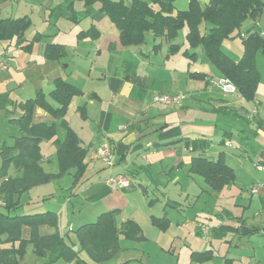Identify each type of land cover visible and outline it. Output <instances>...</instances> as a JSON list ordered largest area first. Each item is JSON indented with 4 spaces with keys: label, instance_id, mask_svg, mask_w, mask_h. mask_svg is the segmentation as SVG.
<instances>
[{
    "label": "crops",
    "instance_id": "obj_1",
    "mask_svg": "<svg viewBox=\"0 0 264 264\" xmlns=\"http://www.w3.org/2000/svg\"><path fill=\"white\" fill-rule=\"evenodd\" d=\"M38 1L41 2V0ZM111 1H121L125 5L132 2V0L129 2ZM141 1L150 2L151 0ZM209 1L198 0L201 6L206 5ZM22 2L24 0H0L1 16L3 18H18L22 15L29 17L27 12H23L24 14L21 15L6 12L7 7H12L13 4L19 6ZM39 2H35L34 5L37 6ZM67 2L68 0H53L50 6L45 7L49 15L44 21L52 25L53 29L57 26L56 21L64 17H59L53 23L52 10ZM73 10L74 17L64 19L80 26V30L76 33V40L79 42L77 41L76 44L78 47L83 45V48H79L76 56L85 64L74 63L76 58H70L67 44L62 41H54L53 38L58 34L59 29H55V33H47L32 25L29 30L32 29L33 35L27 36L28 30L22 44L18 45L15 40L0 42V58L8 62L7 69L0 73V124L3 121L5 126H9L12 119H17L12 115L16 108H19L21 116L20 104L33 98V96H29L30 92L34 90L36 92L38 89L43 90L46 84L52 90L53 81L60 78L71 84L79 93L70 99L65 116L68 125L74 130L69 112H72V116L78 113L85 119L90 118V121H95L92 123L97 125V129H94L93 142L88 146L83 145L80 136H78L80 144L88 151L84 160L86 169L76 187L71 188L69 194L63 197L59 204L52 203V199L49 200L50 197H53L52 194L45 196L46 194L40 192L43 190V185L33 187L21 196L22 199L25 195L27 197L29 192L32 194L27 202L30 210L26 208L25 211L29 212L24 213H56L60 234L65 227H68V233L74 232L78 227L95 223L102 215L112 213L116 227H121L126 221H132L140 228L142 233L140 241L126 240L120 235V238L136 246L138 243L148 240L145 232L146 230L151 231L150 225L161 232L171 229L169 227L170 219L166 215V207L160 202L153 205L157 198L150 197L152 191L149 187H151L152 181L166 176L177 183L181 175L186 173L189 178L197 176L190 173V166L193 157L199 153V147L204 146L200 143H205V149L201 150L210 160L214 159L209 152L211 149L214 151L217 149V146L213 147L217 143L219 147L226 145L232 151L228 155L223 148L216 150L218 155H223L225 163L233 170V181L221 191L215 192L200 176L198 177L215 193H223L226 188L231 187L241 191L239 195L243 204H239V206L242 207V212L237 216L229 213L227 219L231 222L230 224H220L217 227H196L197 232L203 235V243L198 248L190 250V258L198 264L215 259H220L223 264H236L242 262L241 258L243 257L247 259L246 264H259L261 258L264 257V234L261 233V229L264 228V172L259 169V167H264V96L258 94L261 81L260 68L258 69L255 63L259 81L252 100L245 99L237 90L234 95L225 94L220 89L208 88V82L211 79H217L213 73L210 72V77H212L210 78L205 73L190 70V66L197 62V57L195 61L187 59L189 63L183 71L184 56L181 54L183 57H178V53L168 55V48L171 44L179 45L175 39L168 43L164 38L152 37L151 46L147 42V35L150 34H146L143 44L124 46L120 40L119 29L99 10L95 13L92 9L89 15H86V9L83 12L75 11L74 3ZM89 17H96L100 24L104 25V28L96 27L94 22L88 27L85 24L86 21H82V19ZM92 27L93 31L88 33ZM260 34L264 35V30ZM35 35H38L40 40L32 42ZM48 44L63 46L66 56L59 60L47 58L45 49ZM197 49L193 51L196 53ZM223 52L230 57L225 51ZM152 54L155 55L154 58L151 57ZM91 57H94L95 62L91 61ZM65 60L68 64L63 66ZM46 63L48 64L46 65ZM206 77L208 78L206 79ZM209 78L210 80H208ZM219 78L225 77L220 73ZM48 79H53V81L49 83ZM183 79V83L188 88L190 87L189 81L194 82L191 85L205 82V96L186 91L182 83ZM90 84L93 86L89 87ZM48 94L45 93L49 96ZM158 94L171 96L184 94L186 98L180 106L168 108L153 101V97ZM47 96V101L54 108L58 107ZM88 99L93 107L91 112H88ZM6 106L10 107V111L5 109ZM53 120V117L41 108L33 109L34 122H51ZM7 130L9 131V128ZM14 134V136L11 134L8 142L3 144L12 145L14 137L19 136L17 126ZM249 135L254 136L256 142L250 141ZM237 137H240L241 142L233 141ZM104 140H107L112 147L115 158L113 172L126 174L131 181L130 187L111 190L105 183L109 170H106L103 165L101 167L103 171L100 168L95 170V175L92 178L85 177L89 167L88 152L90 151L91 162H101L96 157L95 149ZM54 141L55 138L42 141L40 148L42 144L48 142L56 153ZM232 141L235 143L232 144ZM53 161L52 156H43L41 167L45 173L56 174L58 172L57 161V168L50 172L44 169L47 165L53 164ZM7 175H15L12 166L9 167ZM66 175L73 178V170ZM62 178L50 182H59ZM134 178L135 182L132 181ZM253 186L257 187L255 193H251ZM39 200L43 201V205L33 206L35 201ZM0 203H2L1 198ZM60 213L64 216L61 221H59ZM153 218L164 221L160 223V226L154 225ZM241 229L252 230V232L240 235L238 231ZM43 231L52 232L53 230L43 228ZM73 235L72 239H68L67 236H63V238L66 243L74 244L78 250V241L76 235L74 233ZM176 237L175 234L174 238ZM120 238V250L115 258L123 250L120 246ZM242 241L246 244L244 249H240ZM223 248L224 252H222ZM81 253H85L88 260L84 259ZM81 253L80 258L82 257L85 263L92 264L87 253L85 251ZM144 254L145 252L142 251L141 256ZM209 254L212 255L209 260H201ZM140 258L129 257L116 264H143L140 262ZM42 260L46 261V259ZM133 261L135 262L133 263ZM68 264L83 263L74 259Z\"/></svg>",
    "mask_w": 264,
    "mask_h": 264
},
{
    "label": "trees",
    "instance_id": "obj_2",
    "mask_svg": "<svg viewBox=\"0 0 264 264\" xmlns=\"http://www.w3.org/2000/svg\"><path fill=\"white\" fill-rule=\"evenodd\" d=\"M74 1L83 2L86 15H89L94 4H99V12L119 29L124 46L143 44L146 34L153 38H164L169 43L180 30L186 28L187 48L181 54L195 61L196 53L193 50L201 48L209 62L231 81L240 95L247 100L253 99L259 81L255 68L256 54L260 52L264 60V35L257 34L254 26L264 9V0H210L204 6L198 0H189L188 8L182 11H175L173 0H132L129 5L111 0H68L52 10L53 23L59 17H74ZM154 5L157 7L154 8ZM31 26L32 22L27 16L3 18L0 13V42L15 40L18 45L22 44ZM244 26L247 29L242 33ZM92 31L93 27L88 33ZM234 34L240 36L243 43L242 57L238 62L232 61L221 49L225 38ZM38 40L40 37L35 35L32 42ZM180 50L179 45L171 44L168 55ZM45 55L49 59L59 60L66 56V50L61 45L48 44ZM52 85L53 89L48 95L58 107L54 108L47 101L42 89L37 90L36 96L20 104L21 116L10 121L17 126L19 136L14 137L12 145L0 146V206L3 208L0 209V264H20L19 259L23 258L28 247L37 258L46 259L49 264L60 259L68 263L76 259L79 263L87 264L80 258L82 251L87 253L92 264H104L114 259L120 250V235L131 241L142 239L140 228L132 221H126L118 228L113 220L114 215L104 214L97 222L74 230L79 246L74 251L75 245L66 243L58 231L56 213H12L20 205L22 194L33 187L61 179L72 170L75 187L86 169L84 160L88 149L80 144L78 135L65 119L70 99L79 93L60 78H56ZM35 107L50 114L54 120L34 122ZM54 138L58 172L45 173L41 167L43 156L40 143ZM200 144L204 146L199 147V153L193 157L190 173L200 176L212 191L219 192L233 181V170L225 163L222 154L218 155L217 160L207 158L202 151L205 143ZM10 166L15 170L14 176L7 175ZM163 221L153 218L154 225L160 226ZM43 228L53 231L46 232ZM211 257L209 254L201 260Z\"/></svg>",
    "mask_w": 264,
    "mask_h": 264
},
{
    "label": "rangeland",
    "instance_id": "obj_3",
    "mask_svg": "<svg viewBox=\"0 0 264 264\" xmlns=\"http://www.w3.org/2000/svg\"><path fill=\"white\" fill-rule=\"evenodd\" d=\"M114 1H119V0H114ZM123 1L129 2L130 0H123ZM35 2H39V1L24 0V2H22L19 6L13 4L12 7L10 6L7 7L8 9H6V12L8 14L14 13L18 15L24 14L23 12H27V15H29V17L32 20V25L38 28L39 30L45 31L47 33H55L56 31L54 30L59 29L58 34L53 38L54 41L65 42L67 44V52L69 53L70 58H74V59L76 58L73 62L76 64H80V63L85 64L84 61L77 59L76 56L78 55L79 48L80 47L83 48V45L78 47V45L76 44L77 41L79 42V40H76V33L80 30V26L64 18H59L56 21L57 26H55V29H53L52 25L44 21L45 18L48 17L49 15V12L46 10L45 7L50 6L53 0H41V2H39L37 6L34 5ZM173 3L174 6L176 7V11L186 10L188 5V0H173ZM93 7L94 8L92 9L94 10L95 13H97L99 7L98 4L97 3L94 4ZM74 9L77 12H83L85 7L82 2L74 1ZM82 21H86L85 24H87L88 27L92 22H94L96 24V27L104 28V25L100 24V21L96 17H89L87 19L83 18ZM245 26L242 28V33H245L247 29ZM201 28L203 32L204 25H202ZM263 30H264V9L260 15L258 22L254 26V31L257 32V34H260ZM186 31L187 29L183 28L178 32L177 37L175 38V42L179 44V46L181 47L180 52L177 54L178 57H181L182 56L181 52L187 48V42L185 40ZM32 35L33 32L31 29L27 33V36L31 37ZM151 41H152V36L147 35V42L151 44ZM221 49L225 51L231 57V59L232 58L236 59V60L234 59L232 60L238 61L240 60V57L243 53L242 39L240 38V36L235 34L232 35L230 38H225V40L221 44ZM196 55L198 60L194 65L192 64L190 66V70H197L198 72L205 73L208 77H210V74L213 73V75L217 79H220L219 71L209 62L208 58L201 50V48H198L196 50ZM154 56H155L154 54L151 55L152 58H154ZM91 61L95 62L94 57H91ZM188 63L189 62L187 58L183 57V65H184L183 71L186 69L185 67L188 66ZM255 63L257 64L258 69L260 68L261 71V81L259 85L260 89L258 91V94L264 96V67H263L264 64H263V56L261 54L259 53L256 54ZM47 64L48 63H46V65ZM66 64H68V62H66L65 60V62H63V66H66ZM202 77L204 78L203 75ZM208 77H206V79ZM210 78L208 80H210ZM52 81L53 79H48L47 82L50 83ZM183 82L184 79L182 80V83ZM189 82H190L189 88L186 87L185 83H183V86L186 89V91L188 90V92L192 94L200 93L205 96V92H206L205 82L195 83L198 86L191 85L194 82L191 81ZM92 86L93 84L89 85V87ZM208 88H217V87H213L209 81ZM217 89H220L225 94L228 93L229 95H234L233 91L228 92L225 91L223 88H217ZM50 90L51 89L49 86L47 87V84L43 87V92L46 94H48ZM30 94L31 95L29 96H33V97L36 96L35 90L30 92ZM48 97L49 96H47V98ZM185 98L186 96H184V100ZM87 107H88V112H91L93 107L90 101ZM5 109L9 110L10 107L6 106ZM3 113L5 114L4 111ZM68 114L70 117L71 125L78 134V136H80L83 145L88 146L90 143L93 142L94 129H97V125L92 123L95 121L91 122L90 118L85 119V117H83L81 114L78 115V113H76L75 116L71 115L72 112H69ZM12 115L15 118H19L20 117L19 108H16L15 111L12 113ZM7 123L8 121L6 122V124ZM9 124H10L9 126H5L3 121L0 124V145H2L4 142H8L9 136H12L11 134H13V136L15 135L14 134L16 127L15 124H13V122H10ZM7 128H9V131L7 130ZM248 137L250 138V141L256 142L254 136L251 137V135H249ZM234 140L237 142H241L240 137L233 139V141ZM233 141L232 144L235 143V142L233 143ZM215 146H217L216 147L217 149L223 148L228 155L232 153L230 148L226 145L219 147L216 143L215 145H213V147ZM216 150L214 151L211 149L209 152L214 160H217L218 158V152ZM41 153L42 156L44 157L52 156L54 160L53 164L47 165L44 168L45 170L50 172L54 168H57L56 159H55V149L51 146L50 143L47 142L41 145ZM87 162L89 163V167L85 177L87 179H90L95 175V170H99L102 167V164L99 161H95V162L90 161V151L88 152ZM0 164H1V159H0ZM101 170L103 171V168H101ZM184 175H181L177 183L175 181H172L170 178L166 176L159 177L156 180L154 179L152 181L153 183H151L150 185L151 187H149V189L152 191L150 197L157 198V200L153 202V205L156 202H160L162 203L161 205L166 207V215L170 219L169 227L171 229H168L167 232H161L158 229L153 228L154 226L150 225L149 227L151 231L146 230L145 232L148 240L144 243H138L136 246H134L133 243H128L127 241L120 238V246L123 250L119 252L118 256L114 260L106 264H116L118 261H123L129 257H133L135 259L140 258L142 251L145 252V254L142 255L140 258V262H142L143 264L144 263L145 264H198L192 261V259L190 258V250L194 248L195 249L198 248V246L199 245L201 246V243H203L202 242L203 235L197 232L196 227H217L220 224H230L231 222L227 219L228 218L227 215L229 213L230 215H235V216L240 215L242 212V207H240L239 204L240 205L243 204V201L241 200L239 195L241 194V191H239L234 187L226 188V190L223 193L221 192L215 193L208 188V186L203 182V180L200 177L193 176L189 178L187 177V173ZM173 178H175L174 175ZM135 180H136L135 178L132 179V181L134 182ZM42 187L43 190L42 191L40 190V192L46 194L45 196H51L52 194L53 197H50L49 200L52 199L51 201L52 203L59 204L60 202H62L63 197L67 196L71 188H73V178L70 175H66L62 178L61 181L50 182L49 184L46 183ZM30 195L32 196L31 192L27 194V197L25 195L21 199L20 205L15 209V211L12 212L13 214L20 215V214H25L24 212H29L25 210L26 208L29 209L27 202L29 200ZM42 205H43L42 200L35 201V203L33 204V206H42ZM0 209L3 208H1L0 206ZM61 219H64L62 213H60L59 215V221H61ZM67 231H68V227H65L64 229H62L61 235L67 236L68 239L69 238L72 239L74 237L73 232L68 233ZM175 234L177 236L176 238H174ZM206 238L208 240L207 236ZM237 240L235 241L237 242ZM243 241L240 242L241 243L240 249H244L243 247L246 246V244H244ZM222 252H224V248ZM81 256L84 259L88 260L85 253H81ZM19 260L21 262L20 264H49L45 260L37 258V256H35L32 253L30 247H28V251L24 253L23 258ZM241 261L242 262H238L236 264H246L247 259L242 257ZM134 262L135 261H133V263ZM53 264H68V262L63 259H60ZM203 264H223V263L221 262L220 259H215L214 261L211 260L209 262H204ZM259 264H264V257L261 258Z\"/></svg>",
    "mask_w": 264,
    "mask_h": 264
},
{
    "label": "built area",
    "instance_id": "obj_4",
    "mask_svg": "<svg viewBox=\"0 0 264 264\" xmlns=\"http://www.w3.org/2000/svg\"><path fill=\"white\" fill-rule=\"evenodd\" d=\"M8 67V62L5 59L0 58V73L6 70ZM210 83L213 87L223 88L225 91H233L236 89L228 78L222 79H211ZM183 94H178L175 96L171 95H155L153 101L161 104L168 108H174L180 106L184 100ZM96 157L101 161L102 165L106 170H109L108 177L105 180L106 185L111 190L124 189L130 187L131 181L126 174L114 173L115 168V158L113 155L112 147L107 140H104L95 149ZM259 169L264 172V167H259ZM257 190L256 186L251 188V193H255Z\"/></svg>",
    "mask_w": 264,
    "mask_h": 264
},
{
    "label": "water",
    "instance_id": "obj_5",
    "mask_svg": "<svg viewBox=\"0 0 264 264\" xmlns=\"http://www.w3.org/2000/svg\"><path fill=\"white\" fill-rule=\"evenodd\" d=\"M251 232H252V230L241 229V230L239 231V234H240V235H246V234H249V233H251ZM261 233L264 234V228L261 229ZM73 250H74V251H77V247H73Z\"/></svg>",
    "mask_w": 264,
    "mask_h": 264
}]
</instances>
